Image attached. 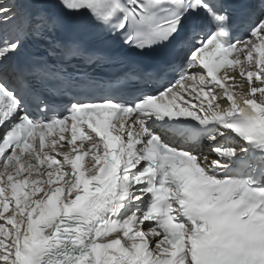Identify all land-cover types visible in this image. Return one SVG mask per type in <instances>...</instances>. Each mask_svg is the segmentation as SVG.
I'll list each match as a JSON object with an SVG mask.
<instances>
[{
  "label": "snow or ice",
  "instance_id": "snow-or-ice-1",
  "mask_svg": "<svg viewBox=\"0 0 264 264\" xmlns=\"http://www.w3.org/2000/svg\"><path fill=\"white\" fill-rule=\"evenodd\" d=\"M0 264H264V0H0Z\"/></svg>",
  "mask_w": 264,
  "mask_h": 264
}]
</instances>
